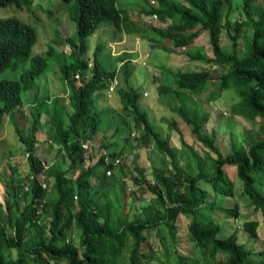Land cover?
<instances>
[{
	"label": "trees",
	"instance_id": "16d2710c",
	"mask_svg": "<svg viewBox=\"0 0 264 264\" xmlns=\"http://www.w3.org/2000/svg\"><path fill=\"white\" fill-rule=\"evenodd\" d=\"M43 1L46 0H0V9L25 8L30 13ZM57 1L75 26V40L66 38L70 45V52L66 54L57 53L50 44L45 52L33 53L38 38L36 28L15 16L0 18V117L9 116L15 134L28 153L29 169L27 175L17 178L16 184L11 180L4 183L8 196L6 209L0 203V264H264V249L246 248L239 241L236 227L226 236L221 235L222 221H233L239 216L234 182L226 173V166L234 168L241 181V194L255 211L260 212L264 224V6L254 5L264 0H183L184 3L152 0L156 6L146 9L147 13L169 19L168 26L160 29L133 27L134 32L149 36L152 42L162 44L165 39L174 47L190 45L203 29L209 32L213 53V59L209 61L226 68L218 79L219 89L232 87L239 98L232 112L248 119L259 117L262 121L259 125L261 137L257 141L247 149L222 153L216 144L215 133L207 134L201 129L206 119L202 109H187L184 104L187 98L183 94H198L206 88L209 74L206 71L173 73L171 81L163 83L159 92L179 97L181 103L173 106L174 110L214 153V156L206 154L212 168L209 173L199 156L195 157L194 164L180 163L169 139L153 129L140 109V92L136 88L128 84L125 88H117L120 111L125 118H132L138 145H152L169 164V170L153 169L152 181L145 182L153 200L133 214L125 208L121 181L112 174L115 159L120 166L118 155L127 149L129 136L125 137L120 152L109 151L100 155L91 166L85 164L89 156L85 152L94 149L88 143L93 135L105 133L112 125L115 132L120 130L116 110L112 107L100 109L93 98L98 91L107 88L106 78L114 73L104 72L98 58L99 46L93 52L91 76L88 79L81 76L78 83L74 77L75 73L83 74L88 68L87 60L83 58L84 37L109 22L118 29L124 26L128 32L132 28L128 30L130 25L126 16L116 9L115 0ZM236 4L241 5L239 11L244 19L231 22L229 15L237 9ZM223 13L230 48L222 47L216 36ZM194 27L197 28L190 32ZM240 37L242 45L238 41ZM161 46L173 51L168 46ZM118 56L122 72L128 77L130 53L123 51ZM52 64L58 67L67 102L61 105L59 97L32 99L29 127L25 131L16 122L15 111L25 102L26 93L39 89L36 80ZM6 71L14 72L18 78L3 77ZM171 86H174L173 91ZM217 96L209 93L212 99ZM43 113L48 116L46 138L65 154L66 168L44 167L36 153L35 134L41 131ZM82 143L89 148L84 149ZM104 147L108 149L107 144ZM11 172L14 175L16 170L11 168ZM40 172L45 178L53 177L52 196L46 197L47 185H42L38 177ZM93 178L96 182H92ZM202 183L208 187H203ZM116 184L119 187L115 188ZM27 192L29 202L24 198L25 204L20 209L19 199L26 197ZM216 196L232 202L226 200L218 205L214 200ZM179 217L187 220L184 234L190 244L188 253L178 248L176 222ZM39 218L44 223H40ZM241 227L250 238H258L257 219H248ZM7 228L11 231L6 234ZM151 231L157 239L156 245L148 241ZM6 249L15 250L16 257L8 255Z\"/></svg>",
	"mask_w": 264,
	"mask_h": 264
},
{
	"label": "rangeland",
	"instance_id": "374dc122",
	"mask_svg": "<svg viewBox=\"0 0 264 264\" xmlns=\"http://www.w3.org/2000/svg\"><path fill=\"white\" fill-rule=\"evenodd\" d=\"M180 1L184 3L183 0ZM149 4L156 6V3H153L151 0H117V6L126 11L127 14L122 12V15L128 16L129 24L141 29L145 28L146 24H148L147 19L149 16H147L146 9L149 8ZM254 5L260 8V6H264V2L255 3ZM234 6L237 9L231 11L229 15L231 22L243 20L244 16L239 11L241 5L236 4ZM31 7H33V4ZM62 9L61 4L57 0H46L43 1V4L39 3L37 8L33 7V12L29 13L25 8L19 10L14 7H7L3 13L0 9V16L2 14L4 17L15 16L36 28L38 39L34 52H43L48 43L56 40L57 48L54 50L57 53H59V50L68 53L70 45L66 38L67 36H73L75 26L68 19V14ZM224 21L225 16L223 13L216 36L222 47L230 48L231 42L228 40ZM166 24L165 19L158 17L150 25L151 27L160 29L166 27ZM196 28L194 27L189 31H194ZM238 41L240 45L243 44L241 37ZM82 43L86 48L83 58L88 62L92 61L95 48L97 46L100 47L98 58L102 61L104 72H114V76H117L119 80L117 88H125L128 84L140 92V109L145 113L153 129L169 139L170 144L177 151V158L181 164H185L186 161L194 164L195 157L199 156L203 160L207 172L211 173L210 160L206 154L214 156V153L192 133V126L174 110L173 106L181 103L179 97L173 93L161 95L159 92V87L163 83L168 84L170 77L177 71H206L209 74V83L206 88L198 94L191 92L183 94L187 98L184 104L187 109H202L206 115V119L201 129L207 134L211 132L215 133L216 144L222 153H230L237 148L247 149L251 143L261 137L259 125L262 121L260 118L254 117L253 119H248L238 113L232 112L233 105L239 100L237 94L232 87L223 90L219 89L218 79L220 75L226 72V68L211 62L212 60L209 61L210 58L213 59V53L210 46L209 32L206 30H201L190 45L174 47L165 39L162 44H157L150 41L149 36H140L135 32H128L123 27L118 29L109 22L101 25L93 34L84 37ZM161 45L168 46L173 51H167ZM122 51L130 53L131 64L128 77L122 72L118 58L119 53ZM2 76L8 79L18 78V75L12 71H6ZM89 76L90 73H87L84 78H88ZM36 82L39 84V91L35 92L32 90L26 93L25 97L27 94L28 96L25 99V103L15 111L16 122L25 131L29 127L28 111L32 99L59 97L61 105H65L67 102L66 90L59 77L58 67L54 66V64L47 68ZM170 88L172 91L174 90V86ZM210 92L218 94L217 98H210ZM93 98L97 100L100 109L102 107H112L116 110L118 117L117 125L120 127V130L115 132V127L112 125L105 133L101 131L93 135L88 143L92 144L94 149L92 152L91 149L87 150V153L85 152L86 156L89 155L85 164L91 166L100 155L109 151L115 150L120 152L126 141L125 137L129 136L127 149H124L118 155L121 159L120 166H116L112 174L121 181L126 210L129 214L138 213L143 206L153 200V195L145 183L146 181H152L153 169L162 168L169 170V164L154 150L152 145H138L134 137L136 129H134L132 118H125L120 111L122 106L117 89L114 93L110 94H108L106 89L100 90L93 95ZM47 119V114L41 116V123L43 125L41 131L35 134L37 140L36 153L43 161L44 167L52 168L57 165L61 168H66L68 161L65 154L59 151V147L56 144L46 138V133L49 129V126L46 124ZM104 144L108 145V149H105ZM11 168L16 170L14 175L11 172ZM78 170H76L75 174L78 173ZM28 171V161L24 146L15 134L14 125L9 116L4 115L0 117V203L4 209H6L5 199L8 196V190L4 183L11 180L12 184H16L17 178L19 176L21 178L24 177L28 174ZM225 171L234 182V199L239 207V216L238 219L233 221H222L223 228L221 235L226 236L236 227L238 229L239 241L246 248L256 251L263 250L264 224L262 216L259 211L254 210L249 200L241 194V181L236 177L234 168L226 166ZM38 177L42 181L43 186L47 185L45 190L46 197L52 196L50 188L53 177L45 178L42 172L38 174ZM91 180L92 182H96L94 178ZM26 185L23 184V186ZM202 185L203 187H208L206 183H202ZM117 187H119L118 184L115 185V188ZM109 196L111 197L112 194ZM24 198L29 202L28 192L26 193V197L23 196L19 199L20 209L25 204ZM214 200L219 205L226 202L227 199L222 196H216ZM227 201L229 203L232 202L230 199ZM253 218L259 222L257 229L258 238L256 239L250 238L249 234L244 232L241 227L244 221ZM39 222L44 223V220L39 218ZM176 225L179 230L177 234L178 248L181 252L188 253L190 252V244L186 238V234H184L187 220L179 217ZM10 231L7 228L5 233L7 234ZM148 241L151 245H156L157 239L154 237L153 231H151ZM144 247H147V244ZM6 252L13 258L17 255V252L13 249H6Z\"/></svg>",
	"mask_w": 264,
	"mask_h": 264
},
{
	"label": "clouds",
	"instance_id": "9594fccd",
	"mask_svg": "<svg viewBox=\"0 0 264 264\" xmlns=\"http://www.w3.org/2000/svg\"><path fill=\"white\" fill-rule=\"evenodd\" d=\"M152 1V0H151ZM153 3H155V2H153ZM150 6H152V5H150L149 4V7ZM115 7H116V9H118L119 11H120V14L122 15V12H124L125 14H127L126 13V11H124V10H122V9H120L118 6H117V0H115ZM27 10V9H26ZM1 12L3 13V10H1ZM148 12V11H147ZM148 14V13H147ZM4 17V15L2 14L1 16H0V18L1 17ZM122 16H124V15H122ZM147 16H149L148 17V19H147V23L149 24H146V27H150L151 25L150 24H153L154 23V21H156L157 19H158V14H156V13H153V14H148ZM2 17V18H3ZM126 19H127V21H128V23L130 22L129 21V19H128V16L126 15ZM161 19V18H160ZM166 20V22H167V24H166V27L168 26V24H169V19H165ZM113 25V24H112ZM130 25V24H129ZM123 28H124V26H122ZM128 27V30L130 29V28H132V31H130V32H134V28L133 27H136V26H132V25H130V27L129 26H127ZM165 28V27H164ZM125 29V28H124ZM126 30V29H125ZM39 32V31H38ZM136 33V32H135ZM138 34V33H137ZM139 35V34H138ZM68 37H71V38H73V37H75V30H74V32H73V36H67V38ZM38 39V38H37ZM52 40V39H51ZM73 40H75V38L73 39ZM68 42V41H67ZM36 43L37 42H35V44H34V46H33V48H32V50H33V53H42V52H34V47H35V45H36ZM50 44V46L53 48V49H55V48H57V46H56V44H57V41L56 40H52L50 43H48L47 44V46ZM68 44H69V42H68ZM47 46H46V48H47ZM46 51V49L43 51V52H45ZM59 53H65L66 54V52L65 51H61V50H59L58 51ZM69 52H70V50H69ZM68 52V53H69ZM123 52V51H122ZM121 53V52H120ZM119 53V54H120ZM99 54V53H98ZM119 57V56H118ZM85 59V58H84ZM86 60V59H85ZM100 60V59H99ZM129 61H130V58H129ZM120 62V65H122V62L121 61H119ZM87 63H88V65H87V70L85 71V72H83V74H81L80 72L78 73H75V75H74V77H75V79H76V83H78V81H79V79L81 78V76H86L87 75V73H90V76H91V69H92V61L91 62H88L87 61ZM101 63H102V61H101ZM89 76V77H90ZM88 77V78H89ZM87 78V79H88ZM113 79H116V81H117V83H116V85L114 86V88H113V90L112 91H109V87H110V85H111V82H112V80ZM106 81H107V88H106V90H107V92H108V94H110V93H114V91L117 89V87L119 86V80H118V78H117V76H114V73H113V76H111V77H108V78H106ZM28 96V95H27ZM26 96V97H27ZM25 103V102H24ZM23 103V104H24ZM33 103L31 102L30 103V105H32ZM30 108H31V106H30ZM29 112V111H28ZM43 114H45V113H43ZM42 114V115H43ZM43 125V124H42ZM28 153H25V155H26V157L28 156L27 155Z\"/></svg>",
	"mask_w": 264,
	"mask_h": 264
},
{
	"label": "built area",
	"instance_id": "2783aa9c",
	"mask_svg": "<svg viewBox=\"0 0 264 264\" xmlns=\"http://www.w3.org/2000/svg\"><path fill=\"white\" fill-rule=\"evenodd\" d=\"M116 83H117L116 79H113L112 82H111V85H110V87H109V91H112V90H113V88H114V86L116 85ZM82 147H83L84 149H88V148H89V147L87 146L86 143H82ZM27 155H28V154H27ZM114 164H115L116 166L118 165V160H117V159H115ZM106 174H110V172H109V171H106Z\"/></svg>",
	"mask_w": 264,
	"mask_h": 264
}]
</instances>
